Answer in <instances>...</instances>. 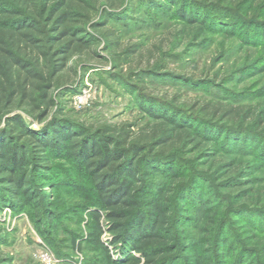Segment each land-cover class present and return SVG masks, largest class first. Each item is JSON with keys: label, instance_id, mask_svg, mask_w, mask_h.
Returning <instances> with one entry per match:
<instances>
[{"label": "trees", "instance_id": "trees-1", "mask_svg": "<svg viewBox=\"0 0 264 264\" xmlns=\"http://www.w3.org/2000/svg\"><path fill=\"white\" fill-rule=\"evenodd\" d=\"M153 11L169 12L178 27L169 48L155 44L147 67L125 70L144 46H123L119 23L140 13L155 18ZM262 20L264 0H0V213L28 215L45 240L76 218L93 261L104 264H177L179 223L201 200L194 190L201 180L227 177L218 184H227L222 205L264 213V187L256 190L253 178L264 170V151L256 154L264 150V104L150 91L151 78L174 79L169 60L187 39L203 43L218 29L234 39L229 27ZM101 46L104 60L127 73L141 111L135 121L88 124L64 115L60 99L75 93L76 58ZM244 151L252 160L240 159ZM254 160L263 166L253 168ZM207 211L211 234L219 211ZM6 243L0 226V264L10 263ZM114 249H122L121 263Z\"/></svg>", "mask_w": 264, "mask_h": 264}, {"label": "rangeland", "instance_id": "rangeland-1", "mask_svg": "<svg viewBox=\"0 0 264 264\" xmlns=\"http://www.w3.org/2000/svg\"><path fill=\"white\" fill-rule=\"evenodd\" d=\"M152 14L155 18L140 13L136 20L119 23L125 36L123 46L129 43L144 46V55L136 56L125 70L147 67V52L155 44L162 42L165 50L169 48L178 27L166 17L170 16L169 12L168 15L157 11ZM263 21L229 27L227 30L237 37L234 39L226 38L222 29L203 43L188 44L187 39L169 60L168 71L174 79L153 77L150 79V91L155 96L173 97L178 94L184 100L190 97L222 98L234 103L264 104ZM86 56L76 58L75 82L72 84L75 93L60 99L64 115L88 124L137 120L141 111L136 106L135 96L124 83L127 73L117 71L112 63L104 60L108 54L102 46L96 49V54ZM263 151L260 149L256 154ZM247 154L244 151L240 159L252 160ZM261 166L260 160L253 161V168ZM253 178H259V184L254 187L256 190L264 187V170ZM226 179L219 182L212 179L211 184L201 180L194 187L202 197L185 207V216L179 223L181 233L177 246L181 259L177 264H197V255L202 257V264H264V213L251 214L248 208L239 215L233 206L228 208L224 201L222 205L219 198L227 196V184H218ZM45 192L49 193L51 189L45 188ZM214 206L219 211L215 217L218 225L213 226L214 231L210 234L206 224L212 214L207 209ZM252 222L260 228L258 231L247 226ZM0 226L7 239L2 248L10 260L9 264H104L93 261L96 255L84 243V226L76 218L59 223L58 233L49 235L48 241L26 214L6 209L0 213ZM255 235L258 239L253 237ZM109 239L110 236L106 235L105 240ZM122 254V249L113 250L115 262L123 261Z\"/></svg>", "mask_w": 264, "mask_h": 264}]
</instances>
